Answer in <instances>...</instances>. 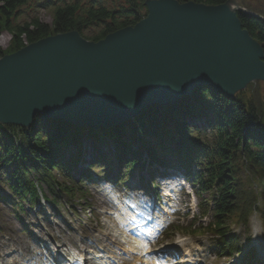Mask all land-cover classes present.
Here are the masks:
<instances>
[{"label":"trees","instance_id":"obj_1","mask_svg":"<svg viewBox=\"0 0 264 264\" xmlns=\"http://www.w3.org/2000/svg\"><path fill=\"white\" fill-rule=\"evenodd\" d=\"M28 1L0 0V31L11 36L8 47L0 48V57L25 44L72 30L97 41L145 15L144 0H123L125 4L118 9H107L96 0L88 6L77 0H44L42 5L51 13L50 23L37 17L20 22L21 7ZM176 1L217 5L226 0ZM239 3L263 18L237 12L242 28L260 44L264 54V8ZM260 84L264 82L250 83L234 97L202 86L188 98L153 105L135 120L101 132L59 119H43L46 127L39 126L38 118L29 128L0 124L2 164L16 166L7 178L8 188L20 200L28 198L34 204L40 195L46 200L38 183L26 176L24 163H28L52 193L51 199L61 193L84 203L85 189L78 180H71V172L82 160L84 141L107 136L115 146L116 163L126 172L174 164L187 176L194 175L197 192L207 194L211 201V220L201 227L192 228L191 223L183 233L199 235L204 231L222 251L232 252V226L247 224L254 211L261 214L264 222V93L260 94L264 85ZM192 164L199 171L192 172ZM78 176L92 179L85 170ZM203 215H207L206 210Z\"/></svg>","mask_w":264,"mask_h":264},{"label":"water","instance_id":"obj_2","mask_svg":"<svg viewBox=\"0 0 264 264\" xmlns=\"http://www.w3.org/2000/svg\"><path fill=\"white\" fill-rule=\"evenodd\" d=\"M144 6L146 15L134 25L97 41L72 30L1 56L0 123L29 127L43 117L109 128L201 86L233 97L264 81L263 50L237 12L257 15L235 0H144Z\"/></svg>","mask_w":264,"mask_h":264},{"label":"rangeland","instance_id":"obj_3","mask_svg":"<svg viewBox=\"0 0 264 264\" xmlns=\"http://www.w3.org/2000/svg\"><path fill=\"white\" fill-rule=\"evenodd\" d=\"M77 1L88 6L92 0ZM96 1L107 9H118L119 6L125 4L123 0ZM235 1L238 5L241 4L239 3L241 1L264 8V0ZM43 2L45 1L29 0L25 6L21 7L19 21L23 22L37 17L42 22L50 23L51 13L48 8H44ZM10 37L7 32L0 31L1 49L8 47ZM262 93H264V86L261 88L260 94ZM39 126L46 127L47 124L41 119ZM92 146L94 148L98 145L92 144ZM100 146L105 145L100 143ZM104 151L106 155L110 152L107 148ZM3 156L4 153L0 149V256H4L6 259L0 264H20L26 258L27 252L42 256L47 260L52 259L53 261L48 264H56L55 257L60 253L64 255L67 249L79 253L81 258L87 260V264H93L92 255L111 253L115 249L116 243L121 244L116 233L125 230L120 227L117 217L120 216V213L121 216L127 213L129 215V208L142 211L167 209V224L177 223L176 221L187 223L192 218L195 220V225H205L208 222V218L201 217V212L206 207V203L202 200L207 198V195L203 194L198 197L191 182L183 177L180 170L171 169L164 180L167 184L172 181L180 184L184 180L188 187L184 191L172 192L171 199L168 201L172 207L169 209L165 205L161 206V200H156L155 196L164 188L160 190L151 188L149 175L146 172L140 173L135 169L126 177V180L117 184L108 183L102 178L103 174H108V178H113L115 175L113 169L116 165L112 159L99 163V167L89 169L95 182L85 184L86 203L83 204L76 203L61 193L56 194L55 199L52 200V193L46 184L39 180V175L28 163H24L27 178L38 183L46 197V201L40 200L31 206L28 198L20 200L8 189L7 178L16 169V166H4L2 164ZM109 164L113 165L109 166ZM81 168H86V165H81ZM110 168L113 171L110 172ZM54 174L56 179L61 180L57 172ZM73 179H75V175ZM141 180L144 182L143 184ZM171 210L174 212L171 213ZM260 220L261 216L257 211L247 224L232 227L236 245L241 251L232 252V256L228 253L220 254V250L212 239L205 235L193 237L175 234L170 240L167 238L170 234H164V232L154 243H150V248L147 251L152 257L156 250L170 248L176 242L181 241L186 245L187 251L196 259V264H260L258 255L253 248V225L258 224L264 234V227ZM183 256H185L184 251L183 253L169 252V257L175 261L174 264H179V259ZM123 260L125 264H132V261Z\"/></svg>","mask_w":264,"mask_h":264},{"label":"bare ground","instance_id":"obj_4","mask_svg":"<svg viewBox=\"0 0 264 264\" xmlns=\"http://www.w3.org/2000/svg\"><path fill=\"white\" fill-rule=\"evenodd\" d=\"M85 145V144H84ZM88 150H91L90 148H87ZM91 151H89L90 154ZM109 154L111 155V153L109 152ZM88 156V155H87ZM113 156V155H111ZM97 165V164H96ZM95 164L93 166H96ZM114 165H116V169L119 170L122 168L121 165H119L118 163H114ZM90 166L86 165V167ZM161 180V179H160ZM175 187H178V185H176ZM165 196H169V192L165 193ZM150 202V201H149ZM148 202V203H149ZM168 204V203H166ZM162 212H166V210H162ZM145 216L144 218H149V216L151 215V217H153L152 220L148 221V223H143L140 222L139 220L136 219H140L141 216L139 217H133L131 215L130 218L126 217V218H119V222L120 225L126 229L129 233H131L132 237H138V236H146L149 234L150 237L156 235L159 230L161 229L162 225L165 223V215L163 213H152L150 215H146V213H143ZM155 215V216H152ZM133 218V219H132ZM135 220V221H134ZM130 222H132L133 226L130 225ZM136 223H142L140 226L139 225H135ZM150 222V225H148ZM254 232H253V243H255V247L257 248V252H258V256L263 260L261 264H264V234L262 233L260 227L257 224H254ZM120 238L123 239L122 234H120L119 232L116 233ZM120 239L121 244L116 243V247L115 249L111 252V253H105V254H96L92 256V262L93 264H113V263H122L125 264L123 258L125 260H129L131 259L133 262L132 264H139L140 259L136 258L133 256V254L135 255H140L142 250H143V245L144 242H139L136 244H127V242H125L124 240ZM26 246L28 247V244H26ZM186 245L182 244V243H177L172 245L171 247L174 248L173 250H176L178 252H180V250H184L186 247ZM141 247V248H140ZM30 251V250H29ZM67 254L64 257L63 255H60L61 260H62V264H70L72 261L74 260H78L76 257V254L72 253L71 251H69L67 249ZM145 251V250H144ZM26 254V258H24L22 260V262L20 264H48L50 263L51 260H47L45 258H43L42 256H37L36 254L33 253H29ZM156 255H158L156 258L159 259V261L157 262L156 259H151L149 257H145L144 259H142L140 261V264H167V262L165 261V254L167 253V248L166 249H160V250H156ZM133 256V257H132ZM186 257L187 259H185L183 261V264H195V262L193 261L191 255L186 253ZM6 259L4 256H0V262H5Z\"/></svg>","mask_w":264,"mask_h":264}]
</instances>
